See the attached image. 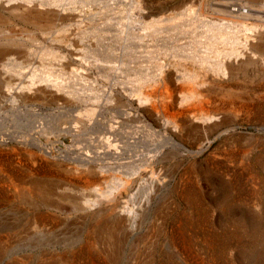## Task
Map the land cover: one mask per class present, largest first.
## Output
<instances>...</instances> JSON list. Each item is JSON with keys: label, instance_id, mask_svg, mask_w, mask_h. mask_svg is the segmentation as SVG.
Returning <instances> with one entry per match:
<instances>
[{"label": "bare ground", "instance_id": "6f19581e", "mask_svg": "<svg viewBox=\"0 0 264 264\" xmlns=\"http://www.w3.org/2000/svg\"><path fill=\"white\" fill-rule=\"evenodd\" d=\"M147 4L146 0H0V27L5 23L15 26L0 28V79H3L11 91L18 90L31 95H34L33 92L39 94L38 91L47 93L58 103L70 106L72 112L83 111L88 119L97 113L102 118L104 114H111L116 109L111 107L112 104L118 106L112 118L107 121L100 119L96 125L90 126L67 113H62V116L59 113H49L48 117L45 113L34 111L29 113L28 118L36 121L34 123L38 124L37 127L43 128L46 125L44 129L47 130L38 137L31 133L36 134L33 122V127L22 124L12 126L16 125L18 120L14 117L18 115L20 118L22 113H16L14 116L11 114L12 117L9 118L3 115L7 106L0 103V197L7 200L12 197L29 200L55 211L60 207V203L67 202L76 212H84L86 219L93 225L90 226L88 238L85 241L83 239L84 243L78 249L67 252L65 249L64 252L53 255L54 262L51 264H99L92 257L94 255L91 249L96 247L101 239L106 244L104 258L111 264L121 262L126 257L125 250L128 248L125 246V241H128L125 239V229L130 230L137 226L146 203L151 202V196L156 193L153 190L155 187L152 186L159 185L160 181L165 182L156 168L162 158L176 159L184 150V141L191 139L192 145L199 142L196 150L191 151L194 156L205 154L210 146L205 145L207 141L212 143V140L222 137L230 130L229 125L222 129L216 127L219 122L213 125L211 114L220 110L230 114L241 113L247 117L253 114L258 116L259 120H264V0H248L246 5L242 1L243 6L238 8L235 5L232 8L233 6L224 2L214 7L203 0L198 7L186 4L178 12H172L162 18H151L152 14H145ZM84 20L88 23L79 30L78 26ZM14 21L36 27L64 21L80 23H69L60 28L56 27L55 30L50 28L52 31L42 32L52 44L50 45L53 50L46 51L48 49L42 48L44 53L48 52L50 56H44V53L43 56H38L29 51L28 56H25L27 63L25 60V64L20 65L17 63L20 55L22 57L19 48L26 43L25 33L28 32H24V28H16ZM70 57L79 59L86 66V71L71 67ZM38 63L40 65H37ZM93 71L99 75L97 77L100 78V85L96 83L98 81L92 84ZM242 76H252L254 79L248 81ZM254 81H257V84L253 85ZM175 91L179 94H174ZM224 95L223 103H220ZM31 97L29 101L33 99ZM1 99L9 104L17 101L12 95L2 94ZM175 104L181 107L179 111ZM144 114H148L160 129L146 124L143 121ZM28 123L31 122L28 120ZM23 127L27 132L23 131ZM157 134L158 138L154 139L153 136ZM176 136L182 142H177ZM43 138L46 141H42ZM151 139L153 141L149 142ZM226 142V139L223 140L216 154L212 156L216 159L223 157L225 165H229L239 152L234 149L235 153H232L231 146H227ZM259 143L263 145L264 138H259ZM76 144L81 147H76ZM150 145L152 147L148 149ZM18 151H26L30 157L28 159L31 168L25 175L32 178L27 181L30 185L26 188L16 184L23 176L16 174V171L9 175L4 162L5 154ZM237 161L236 159L235 165ZM256 164L260 169H264V158L259 157ZM191 167L194 172L197 162L193 161ZM40 168L42 171H39ZM253 168L249 169L250 177H247L252 183L259 181L256 173L258 171ZM144 173L149 178H143ZM191 175L183 179L185 186L183 193H180L188 203L186 211L178 217L179 219H174L175 224L169 231L167 227L166 241L162 243V246L171 251L169 255H173L180 264H210L213 260L219 262L224 250H230L232 255L235 250L247 264H264V231H261L256 218L251 221L247 218H236L237 214L231 206L234 201L241 200L242 194L238 190H241L240 186L244 183L242 178L236 179V176L226 181L212 182L215 186L217 184L221 191L214 205L228 212L225 220L231 225L230 228L233 226L229 234L216 240L211 230L213 224L211 226L210 211L213 205L208 204L207 200L203 201L201 193L195 192L196 180L193 182L194 177ZM139 179L143 180H140L141 185L144 184L146 190L144 198L141 197V203L137 206L134 197L136 194H129L127 199L123 198ZM7 180L11 183L7 184ZM81 181H97L100 182L98 185L106 182L107 187L102 191L93 188L90 192L93 195H88L89 193L81 192ZM10 184H16L12 192ZM261 187L264 188V181H261ZM252 194L255 202L263 200L257 192ZM176 200L178 199L174 201ZM202 201L203 205L200 206ZM198 205L199 211L195 212L198 216H195L194 208ZM165 209L154 213V216L164 220L162 228L167 224L168 214L172 213L171 211L167 214ZM262 215L264 216V213ZM48 216L40 215L32 221L45 225ZM196 225L203 232L205 245L209 249L214 246L218 252L214 249L211 255L210 250L205 248L204 255L195 253L192 232L194 228L197 229ZM34 226L36 230L43 227ZM161 227L157 223L151 228V238L162 233ZM137 253V257L132 258L136 260L135 264H141L142 261H146V264H158L155 262L156 257L151 261L140 260L139 252ZM227 259L224 258L223 261Z\"/></svg>", "mask_w": 264, "mask_h": 264}, {"label": "rangeland", "instance_id": "374dc122", "mask_svg": "<svg viewBox=\"0 0 264 264\" xmlns=\"http://www.w3.org/2000/svg\"><path fill=\"white\" fill-rule=\"evenodd\" d=\"M201 1H203V0H198V1L197 0L196 1L195 0H146V4L147 3L148 4L146 6L147 8L145 7V10H144V11H146V13L145 12L144 13L145 14H149V15L152 14L151 18H154V17H156V18H160L161 17L162 18V17H165V15L167 16V14L170 15V13H172V12H175V11L178 12L180 10V8H182V6H184L186 4L187 5L191 4V5H194V6L198 7V6H200ZM235 1L234 0H204L205 3H207L209 5H212L214 7H217L218 4H221L222 2H224V3H228L230 6H233L232 8H234L235 6H236V8H238L239 6H243L244 3H245L244 5H246L247 2H248V0H235ZM242 1H243V4H242ZM261 1L263 2V0H261ZM240 4H242V5H240ZM211 8H213V7H211ZM4 14H6L7 16H10L7 13H4ZM154 14H155V16H153ZM74 22L80 23L79 21H70V22L64 21V22H59V23H57L55 25L45 24V25L36 27V26H34L32 24L30 25V24H25V23L19 22V21H14V24H16V28H19L20 30L22 28H24L22 30L24 32H28V33H25L26 36L24 35L25 37H27V39L25 38L26 39V43L23 46H21L22 48H19L20 52L22 54V57L20 55L19 62H17V63H20V65L21 64L22 65L25 64V62L27 63V59H26L25 56L26 55L28 56V53H30L29 51H32V53H35L34 55H38L39 56V54H40L41 56H43V53H44L43 49H45V50L48 49L46 51H50V49L53 50V48L51 47V45H52L51 42L47 40V38L42 34V32L50 31L51 29L55 30L56 27L60 28V27H62L65 24L74 23ZM84 22H86V23H84ZM87 23H88V21L84 20L81 23V25L83 27L79 24V26H78L79 30L81 28L86 27L85 24L87 25ZM2 26H4V27H2ZM2 26H1L2 29H4V28H14L15 27V26H12V24H10V23H5ZM75 31H76V33H78L77 29ZM27 49H30V50L27 51ZM40 51H41L42 54L40 53ZM24 53H27V54H24ZM46 54L48 56H50L48 54V52ZM46 54L44 53V56H47ZM23 55H24L25 58L23 57ZM34 58H35V56H34ZM70 59H71V57H70ZM29 61H31V60H29ZM37 61H39V59ZM71 61H72V64H74V65L71 64V67H74V68L77 67L76 69H78V70L80 69V71L81 70L86 71V66L83 63H81L79 61V59L75 60L74 58H72ZM21 62H23V63H21ZM78 62H80V63H78ZM37 65H40V64L38 63ZM30 66H32V65H30ZM91 74H92L91 79H92L93 82L91 80H90V82H92V84H96V83L99 84L100 83V81H99L100 78H98L99 75L95 71H93ZM13 76L15 77V75H13ZM242 77L247 79L248 81L251 80V78H253L252 76L251 77L250 76L249 77L242 76ZM96 81H98V82H96ZM4 83L5 82L3 81V79H0V103L3 104L4 106H7V107L4 108L5 111L3 110V115L11 118L16 113H22L21 117L24 116L23 118H21V117L19 118L18 115H17V117H14L15 120L16 119H18V120H16V125H12V126H20V124H22V125H29V127H31L32 126L31 125L32 122L34 123L36 121H31V119H29L28 117H29V113H32V112L34 113V111L35 112L36 111L37 112L40 111L39 113H45L48 117L50 116L49 113H55L57 115L59 113L61 116L63 115L62 113H64V114L67 113L68 115L70 114L72 116L74 115V116L78 117L77 121L83 122L85 124L87 123L86 125L90 126V125H96L100 119H103V120H106V121L109 120L110 118H112V115H113L114 111H116L118 109L117 108L118 106L112 104L111 107L112 108L114 107L113 109H115V108L116 109L113 110L111 114L110 113L104 114L103 117L101 118V116H98V113H97L91 119H88V118L85 117L83 111L72 112L70 106H68L67 104H63L62 105L61 103H58L56 100H54L53 97H50V95L47 94V93H44V92L40 93V91H38V93L41 95L40 96L39 94H35V92H33L34 95H31V93L25 94V93L19 92L18 90L17 91L16 90H12L11 91V89L8 87V85L6 83L5 84ZM255 84H257V81L253 82V85H255ZM5 85H6V87H5ZM105 88H106V86H105ZM98 91H101V90H98ZM217 92H221V91H217ZM177 93H178L177 91L174 92V94H176V95H177ZM2 94H4L5 96H11V95L14 96L15 99L17 100L16 103L14 102L12 104H9L8 102H4V100H3L4 98L1 99V95ZM223 94H225V92H223ZM26 95H27V97H25ZM28 96L29 97L32 96L31 98H33V99H30L31 102L29 101V97ZM36 96H39V97L36 98ZM224 98H225V95H224V97L222 99H220V101H221L220 103H223ZM25 99H28V100H25ZM34 99H36V101ZM32 100H34V101H32ZM26 101H28V102H26ZM175 106L178 107L177 110L179 111L180 108H181V107H179V104H175ZM217 113L219 114V116H218ZM11 114H12V116H11ZM233 114L227 113L224 110H220L219 112L211 114V116L214 117V118L211 117L212 121L214 122L213 125L217 124L215 122H219L220 124L216 125V127L218 126V127H221L220 129H222V128H225L226 126L229 125L230 126V130L226 134H224L222 137L217 138L215 140H212L213 141L212 143H211V141L210 142L207 141L205 143V145L206 146L210 145V146H209L208 151L205 154H203V155L196 154L197 156H194V154L191 151L196 150V148L199 146V144H198L199 142H196V145H192L190 143V141L192 139L191 140L189 139L190 141H184L185 147L183 148L184 150L181 151L182 153L180 154L179 157H177L176 159H171L170 158L171 160H169L168 158H162L159 161V164L156 165V168L160 171L162 179H164L165 182L164 181H160L159 185H153L152 186V188L155 187L153 190H155L156 193H154L151 196V199H152L151 202L146 203V208H145L143 214L141 215V218L139 217V219H138L139 223L137 222V224H136L137 225L136 227H138V229L136 227L134 229H130V230H128V228L125 229V232H124V234L126 235L125 239H127L128 241L131 240L129 242L125 241V246L128 247V248L126 247L127 249L125 250V253H126L125 256L127 258L125 257L123 260H121L122 263L118 262L116 264H135L136 260L135 259L133 260L132 258L137 257L136 256L138 254L137 252H139V255H140V258H141L140 260H148L149 259L151 261L153 257L154 258L156 257L155 262H157L158 264H163V263L164 264H169V263L170 264H180L179 261L176 258L173 257V255H169L171 251L167 247L162 246V243H164L166 241L165 234H167V227H168V231H169L173 227V225L175 224V220L178 217H181L183 215V212L186 211L188 203H187L186 199L183 198V195L180 194V193H183L182 189H184L183 186H185L183 179L186 178V177H189V175H191V174H192L191 176L194 177V178L192 177L193 178V182L196 180L195 181L196 183H194V189L196 190L195 192H197V193L199 192V194L201 193L200 196L202 197V200L203 201L207 200L206 202H208V204H210L211 206L213 205L212 206L213 209L211 208V211H210V214H211L210 217H211V226L213 224L214 228L212 227L213 229L211 228V230H213L212 233L214 234L213 236H215L214 238L216 240L223 238V236L225 234H229L231 232V230L233 229V226H232V228H230L231 225L229 223L227 224V220H225L227 218L226 216H227L228 212L226 210H224L222 208H218V207H216V205H214V204H216L215 201L220 196L221 191H220V188L218 187V185L216 184V186H215V184H213L212 182H214V181L217 182V181H220V180L226 181V180H229V179H233L236 176H237L236 179L237 178L239 179L241 177L242 181H244V183L246 184V185L244 183L241 184V186H240L241 190H238L242 194V197L240 198L241 200L234 201V202L232 201L234 205L231 204L232 209H234L235 214H237V216L235 215L236 218H247L250 221L253 220V219L255 220V218H256V221H258V223L260 225L261 231L262 232L264 231V216L262 215L264 213V211H263L264 210V202H263V200H264V193H263L264 190L263 189L264 188L261 187V181H264L263 180L264 179V171H263L264 169H262V168L260 169L259 168L260 166L258 164H256V161L258 160L259 157L264 158V144L262 145L261 143H259V138H261V139L264 138V130H263L264 129L263 128L264 127V125H263L264 124V120L263 119L259 120V117L256 116V115L254 116L253 114L248 116V117L242 115L241 113H238L239 115L235 114V113H233ZM241 115H242V117H241ZM106 116H107V118H106ZM80 117H82V118H80ZM19 119H20V121H19ZM28 120L31 123H28ZM12 121H10V122H12ZM21 121H22V123H21ZM143 121L146 122V124L149 123V124L153 125L157 130L160 129V127L155 125L154 121L150 118V116L148 114H144ZM247 123H248V125H247ZM135 124L136 125H140L141 123H135ZM35 125H34V127L33 126L32 127L36 131V134L31 132L32 134H34V135H36L38 137H41L43 132L44 133L47 132V130L45 131V129H44V127L46 128V125L43 126V128H41L40 126L37 127L38 124H35ZM141 129H142V127H141ZM24 130L27 132V129H25L23 127V131ZM169 134H170V131L168 130L167 131V135H169ZM191 134L193 135V132ZM153 137H155L154 139L158 138V134H157V136H153ZM173 138H175V137L173 136ZM176 139H177V142H182L179 139V137H177ZM225 139L227 141L226 145L227 146H231L232 153L234 152V149H235V152H237V153L239 152V154L237 156H234L233 162H229V165H228V163H227V165H225L226 161L224 160L223 157L222 158L221 157H217V159L213 157L216 154V152L218 151V147H220V145H222L221 143ZM232 140H234V141H232ZM42 141H46V139L43 138ZM151 141H153V140L151 139L149 142H151ZM76 147L80 148L81 145L80 144H76ZM151 147H152L151 145L148 146V149H150ZM242 150H243V152H242ZM18 152H17L18 154L12 152L11 153L12 155L10 153L5 154L6 158H4L5 156L3 158L6 159L4 162L6 163V167L9 170V172L7 171L9 173V175H12V173H15V171H16V174H18V175L20 174L19 176H23L22 178L20 177V179L22 181L21 180L20 181H16V184H19V187H23L24 186L26 188L27 186L30 185V183H28L27 181L32 178V176H26L29 173L28 170H30V168H31V162L28 159L30 157H29V155L27 154L26 151H18ZM190 156H192V157H190ZM236 159L238 161L236 162L237 164L235 165L234 162L236 161ZM193 161L197 162V168H195L196 171L194 170L195 174H194L193 170H191L192 169L191 166H192V162ZM8 162H9V164L11 163L10 166H9ZM231 164H233V165H231ZM248 166H250V167H248ZM234 167H236V168H234ZM37 168H39V166ZM202 168H204V170ZM222 168L225 170V174H224V170ZM250 168L251 169L253 168L254 170L258 171L256 173H257V176L259 177V179H258L259 181H255V182L252 183V180L250 178H247V177H250V175H249V169ZM41 169L42 168H40V170L39 169L38 170L42 171ZM216 169H218V170H216ZM220 169H222V171H223L222 173L223 174L220 172L221 171ZM226 169L229 170V171H226ZM10 170H13V172L10 171ZM259 171H261V172H259ZM204 173L206 174V176H205ZM220 173H221V175H218ZM227 173H229V174H227ZM144 174H143L144 175L143 178H145V179L149 178L146 175V173H144ZM199 176H200V178H199ZM205 177H207V178H205ZM210 177H211V179H210ZM7 179H9V178H7ZM140 180H142V179H139V182H135V184L133 185L134 189L132 187L131 190L128 193H126L124 198H123V199H127L129 194H131V195H133V193L136 194L134 197H136L135 200L137 202V206H139V204L141 203L142 198H144V192L146 190L143 187L144 184L141 185V182L143 180L142 181H140ZM256 182H258V183L256 184ZM9 183H11V182L9 180H7V184H9ZM98 183L100 184V182H97V181L95 183H93V182H91V183L89 182L88 183V182H85V181H83V182L81 181V185H79L80 186L79 188H81V192L83 191V192H86L87 194L89 193L88 195H93L90 192L93 191L94 189L98 188L97 189L98 191H102V190H105L104 187H107L106 186L107 185L106 182H102L101 185H98ZM15 185L10 184L9 188L11 189V192H12V190H13ZM181 187H183V188H181ZM216 189H217V191H216ZM175 190L178 191L179 193H177ZM254 191L257 192V194L260 192L258 194V196L260 198L262 197L261 199H263V200H257L255 202L254 201L255 199L253 198V194H252ZM215 192H217V193H215ZM174 195H177L178 198L176 196H174ZM175 199H178V200H176L177 202L174 201ZM172 201H174V202H172ZM203 201L200 204V206L203 205ZM23 202H25V203H23ZM161 202H163L164 204L163 203L161 204ZM70 205L71 204H69L67 202L66 203L62 202V203H60V205H59L60 207L56 210L57 211L56 212L54 209L50 210L47 207L39 206V204L36 205L32 201H29V200L24 201V200H20L17 197H12L9 200H7V199H3L2 197H0V264H51L52 262H54L53 257L57 253L64 252L65 249H66L65 252H67V251H75L76 249H78L84 243L85 239L88 238L87 236H89V232H91L90 226H93V225L90 224V221H88L86 219L84 212L81 211L82 214L79 213V212H76L75 210H73L74 209L73 206L72 205L70 206ZM61 206H62V208H61ZM173 207H175L174 208L175 210L173 209ZM164 209L166 210L167 214L170 213L171 211H172V213L168 214L167 217H169V218L167 219V224H166V226H163L164 228H162L161 226H162V223H163L164 220L161 219V218H158L157 216H154V213H155V211H159V210L163 211ZM171 209H173L174 211L171 210ZM194 209L196 210V211L194 210L195 216H198L195 212L199 211V205L197 207H195ZM219 210H221V211H219ZM38 211H40V212L38 213ZM160 211H159V213H160ZM49 212H51V213H49ZM222 212H224V213H222ZM176 214H177V216H176ZM224 214H225V216H224ZM243 214H244V216H243ZM40 215H44L45 217H47L49 215L48 216L49 219H47L46 220L47 222L45 221V223H44L47 226L39 225V224H36L35 222H33L36 219V217L39 218ZM147 215L149 217H147ZM51 217H53V219ZM194 219H197V218H194ZM160 220H162V221H160ZM221 220L225 221V222L222 223ZM57 221L60 224H58ZM31 223H33V224H31ZM157 223L162 228V233H160L156 237L152 236V238H151V234L149 232H150V230H151V228L153 226H156ZM26 225H28V226H26ZM34 225L39 226V227L43 226V227H41V230L39 228L36 230V227ZM196 227H197V229L194 228L193 232L191 231L192 232V238H193V248L195 250V253H198L200 255H202V254L204 255L205 248H206L208 251L210 250V253L212 255L213 254L212 252H214L216 250V248H214V246L213 247L211 246L212 248L209 249L205 245L203 232L198 227V225H196ZM227 227H229V229ZM163 229L164 230L166 229V230L164 231ZM217 229L220 232H218ZM84 231L86 232V234H85ZM130 231H132V232H130ZM129 233H131V234H129ZM127 234H129V235H127ZM263 234H264V232H263ZM148 235H150V236H148ZM127 236H128L129 239L127 238ZM220 236H221V238H220ZM10 238H11V240H10ZM194 238H196V239H194ZM3 239H5V240H3ZM83 239H84V241H83ZM146 239H147V241H146ZM8 240H9V242H8ZM3 241L7 242V243L4 244ZM72 242H74V243H72ZM142 243L144 245L148 244V246H144ZM7 244L9 245V247H8ZM101 245H102V247H101ZM64 246H65V248H64ZM66 247H68V248H66ZM100 247H101L102 251L100 250ZM53 249L56 250V251H54ZM132 249L134 251H132ZM211 249H213V250H211ZM91 250H92L91 251L92 254L94 255L92 257L94 259H96L97 263L105 264V261H106V264H111L104 258L103 251H106V244H105V241H103V239H101L99 244H97L96 247H93V249H91ZM127 251H128V253L129 252H131V253L128 254ZM135 252H136V254H135ZM226 252L224 250V254L222 255L223 257H222V259H220L219 262L213 260L214 262L210 261V264H216L217 262H218L217 264H222V263H224V264H226V263L227 264H231V263L232 264H247L243 259H241L240 256H238V254H237V252L235 250L233 252L234 253L233 255L230 252V250H226ZM143 253H145V254H143ZM148 253H150V254H148ZM95 255H97V256H95ZM128 257H129V259H128ZM210 257L212 258L213 256H210ZM46 258H47V260H46ZM98 258H100V259H98ZM103 258H104L105 261L103 260ZM154 258H153V260H154ZM165 258H167V259H165ZM224 258L225 259L228 258V259L226 261H223ZM171 259H173V260H171ZM228 260H229V262H228ZM102 261H103V263H102ZM81 262H82V257H81ZM144 262L146 264V261H142V263H144Z\"/></svg>", "mask_w": 264, "mask_h": 264}]
</instances>
